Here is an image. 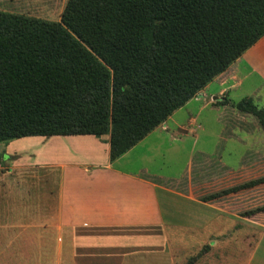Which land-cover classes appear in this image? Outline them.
<instances>
[{
  "label": "trees",
  "instance_id": "16d2710c",
  "mask_svg": "<svg viewBox=\"0 0 264 264\" xmlns=\"http://www.w3.org/2000/svg\"><path fill=\"white\" fill-rule=\"evenodd\" d=\"M263 36L264 0H67L59 22L0 11V144L108 134L113 161ZM235 108L264 130V109Z\"/></svg>",
  "mask_w": 264,
  "mask_h": 264
},
{
  "label": "crops",
  "instance_id": "0c3cea01",
  "mask_svg": "<svg viewBox=\"0 0 264 264\" xmlns=\"http://www.w3.org/2000/svg\"><path fill=\"white\" fill-rule=\"evenodd\" d=\"M214 90L217 96L235 97L234 93L243 98L256 97L264 90V36L215 80ZM206 95L205 91L199 93L113 161L108 139L87 135L17 139L32 140L29 144L35 145L34 152L41 145L52 146L46 151L51 156L35 163L52 171L50 175L55 178L46 181L43 189L31 183L23 195L13 192L15 215H19L21 203L27 202L30 218L50 219L46 222L56 233L67 235L61 243L73 254L76 264H187L192 257L195 261L191 264H264V259H256L264 236L248 247V255H244L243 240L214 243L218 213L202 207L181 189L195 154L200 153L191 152L190 141L199 137L196 129L204 131L202 114L211 106L204 100ZM221 117L218 113L217 123ZM180 131L183 133L178 134ZM221 135L222 130L215 137L213 153L222 146ZM38 153L30 157L40 156ZM182 155L184 165L173 173ZM241 159L242 155L237 162ZM152 162H160L159 168H151ZM234 224L244 229L246 223L240 218ZM224 232L228 238L229 229ZM202 249L204 254L198 253ZM230 249L238 252L233 259L228 256ZM217 250L220 254L215 253Z\"/></svg>",
  "mask_w": 264,
  "mask_h": 264
},
{
  "label": "rangeland",
  "instance_id": "374dc122",
  "mask_svg": "<svg viewBox=\"0 0 264 264\" xmlns=\"http://www.w3.org/2000/svg\"><path fill=\"white\" fill-rule=\"evenodd\" d=\"M66 1L0 0V11L48 22H59ZM184 9L186 16L190 19L193 18V9L190 10L188 7ZM197 14V19L203 23L205 21L204 13L198 12ZM83 45L85 46V44ZM234 45L238 46L240 43H233ZM85 47L87 50H91L87 46ZM217 58L222 60L220 57ZM235 61L223 72L211 77L192 98L180 107L183 108L187 102L197 98L202 91L207 94L204 100L211 103V106L207 108L210 111L206 110L202 114L204 131L201 133L202 129H196L199 137L190 141L191 152L200 153L195 154V158L193 157V165L183 177L181 189L194 196L202 207L213 211L215 215L218 213V217L214 218V243L226 242L228 239L230 242L243 240L246 247L244 255H248L251 252L248 251V247L254 245L259 237L264 236V130L253 114L239 111L235 105L249 99L256 109H264V90L257 93L256 97L243 98L234 93L232 95L235 97H227V94L217 96V92L214 90L215 80ZM240 94L242 96V93ZM211 95H216L215 99H211ZM224 106L227 108L222 111L221 108ZM218 113L222 115L219 123L216 122ZM220 130H222V146L219 147L217 153H213L215 137ZM181 133L183 132H178V134ZM98 139H108L109 143L108 134L102 135ZM235 139L239 140L240 144ZM31 141L26 139L11 141L12 145L9 144L10 142L0 144V264H76L73 254H69L71 252H68L67 248L64 249V243H61L62 237L67 235L56 233L54 227L46 222L50 219L43 216L30 218L31 213L27 209V202L19 204V215L14 213L17 211L13 206V192L17 194L19 191L23 195V189L29 187L31 183L34 184L32 185L34 188H44L46 181L50 182L55 178L50 175L52 171L44 169L43 165L36 166L35 163L38 160L43 161L44 157H50V153H46V151L52 150V146L41 145L37 147V152H34L36 148L34 149L35 145L29 144ZM38 150L41 153H38ZM37 153L40 154V156L36 155L39 158L30 157L31 154ZM241 155L242 159L238 163L237 159ZM180 159L177 163L178 166L173 169L175 170L173 173L178 172L176 170L184 165V155L180 156ZM160 162H152L151 168L153 165L159 168ZM22 185L23 188H21ZM39 207L43 211L44 205L40 204ZM240 218L245 220L244 229L235 228L234 221ZM219 224L223 226V229ZM252 225H254V229L249 227ZM236 227L241 228L240 226ZM227 228L229 236L225 238L224 231ZM261 242L256 259L263 260L264 240ZM217 252L220 254L219 250L215 253ZM228 252L230 259L235 258L234 255L238 253L234 249H230ZM198 253L204 254V249ZM196 257L198 259L199 254ZM223 258L226 257L223 256ZM194 261L195 257H192L189 259L190 263L187 264Z\"/></svg>",
  "mask_w": 264,
  "mask_h": 264
}]
</instances>
